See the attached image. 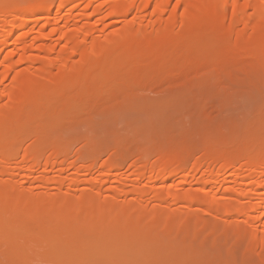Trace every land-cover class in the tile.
<instances>
[{"label": "bare ground", "instance_id": "obj_1", "mask_svg": "<svg viewBox=\"0 0 264 264\" xmlns=\"http://www.w3.org/2000/svg\"><path fill=\"white\" fill-rule=\"evenodd\" d=\"M126 37L128 44L121 50H107ZM238 52L248 53V58L237 56L240 61L236 62ZM245 58L248 69L258 66V71H264V0H0V255L7 260L2 264H37L45 257H50V264H105L115 252H151L148 248L153 249V256L162 257L167 254L166 248L161 249L163 242L145 237L150 224L162 222L164 231L186 238L195 235L190 239L196 240L208 234V226L213 228L210 234L215 233L218 220L213 213L242 215V223L234 224L241 221L238 215L234 226L227 225L231 220L222 226L225 229L220 228L231 235H245L247 243L239 248L248 256L256 255V247L264 248L263 110L260 113L256 108L260 114H252L263 120L260 125L253 118L256 125L248 122L253 128L247 126L243 132L245 126L239 125L240 132L233 128L235 134L223 131L222 126L210 133L211 128L195 123L197 128L191 131L199 139L178 136L163 144L151 138L148 149L141 145L130 149L113 135L121 144L104 140L100 149L92 148L95 142L80 145L73 127L98 114L122 110V104L130 105L131 100L136 103V93H163V87L176 85L174 80L184 79L199 65H214L223 75L225 71L231 74L226 66L241 62L242 71ZM81 68L83 75L71 81L65 77L59 84L69 71ZM217 75L211 76L218 79ZM168 79H174L169 80L172 85ZM37 89L49 92L37 98L32 96ZM170 93L165 98L174 97L172 106L177 107L182 99ZM191 98L195 99L192 109L199 111L200 106L194 107L195 96ZM188 102L182 104L186 107ZM205 104L204 110L211 106ZM179 108L172 109L178 115L186 113ZM210 121L209 127L216 124ZM76 143L70 156L69 149ZM128 156L133 158L123 167ZM190 201L210 203L202 212L206 216L183 210ZM181 202L186 203L176 204ZM19 210L27 216L30 213L32 219L21 220ZM81 213L91 224L69 229L73 220L82 219ZM207 213L215 219H207H212ZM103 215L110 217L106 223L99 222ZM244 253L239 259L243 264H264L262 253L256 261Z\"/></svg>", "mask_w": 264, "mask_h": 264}, {"label": "rangeland", "instance_id": "obj_2", "mask_svg": "<svg viewBox=\"0 0 264 264\" xmlns=\"http://www.w3.org/2000/svg\"><path fill=\"white\" fill-rule=\"evenodd\" d=\"M54 1H56V0H54ZM229 7L230 6L226 7V9H228ZM53 8H57L56 2H54ZM229 10H230V8H229ZM227 13H229V12H227ZM128 41H129V38H127V37L124 38V39L122 38L119 41L117 40V42H115V44H113L112 46H108L107 50L109 52H111V51L115 50V48L117 47L116 49H117V52H118L119 50H121L122 47H124V45L128 44ZM118 48H120V49L118 50ZM164 53H166V52H164ZM247 55H248V53H246V52H238V53L235 54V58H237V56L247 57L248 58ZM247 58H245L244 60H241L242 63L245 62L242 65L244 68L241 66V68L243 69L242 70L243 73H242V71L240 69V66H239V64L241 62L239 64L235 63V62H234L235 64H229V66H233V65L235 66V65L238 64L237 66H235L237 68H233L234 66L233 67H229V68H233L235 71L229 69L226 66L225 70H228V72H230L232 75L231 74H226L227 71L222 72L223 75L219 74V71H218L219 69L217 70L215 67L213 68L214 65H212V64H210V65H212V68H210L211 66L208 67L209 64L208 65H199V66H197L195 68H192L193 70L195 69L194 70L195 74H193V70H191V74L188 75L189 77L187 76L188 78L185 77L182 80L181 79H176L178 83L174 79H168V81L169 80H174V82L173 81H169L168 82L170 85H172L170 82H173V84L175 83L177 86L174 85L172 87H163V89H166V91L168 90L166 93H165V90H163V89L160 90L163 93L157 92V90L154 93H151V92H142V94H140V93L137 94L136 93V98H138V101L135 103L134 102L135 99L131 100L133 102L128 100L132 105L131 104L127 105L126 103L122 104L125 107L122 110L119 109V108H121V107H119V108H117L119 110H115L114 111V109H113V112L108 111V112H111V113H107L106 114V112H104L103 113L104 115L98 114V116H96L98 118L95 117L96 119L95 118H91L89 121L88 120L83 121L85 123H83V122H77L76 123L75 122L76 125L73 126V127L75 128L74 130L77 132V134L80 135L78 137L79 144L80 145L81 144H85L86 142L88 144L89 143L88 141H90V143H89V145H90V144H92L91 142H95L93 144H95L96 146L95 145L93 146V144H92L93 147L92 146L91 147L94 148V149L95 148L96 149L97 148L100 149V143L102 141H104V140H105L104 141L105 144L106 143L107 144L110 143V141H111V143L112 142L118 143L117 141H115V139L117 137L118 141H121V143L123 145L127 144V147H129L130 149H136L135 146L138 147V145L139 146L140 145L143 146V149H144L145 147L147 148L149 146V145H146V143L149 144V142L151 140H153V139L155 141H158V143H161V141L163 143V141L165 142L167 139H171L172 137L173 138H177L178 136H183V137L184 136H188L191 139H199L200 138L199 136H193L192 135V131L195 129L193 127H196L198 125V124H195V123H202L203 124V125L200 124L201 126L198 125L199 127L207 126L206 130L211 128L210 131H209L210 133H213L216 130V128H218L216 131L220 130V128L222 126V130L223 131L225 130V131H227L229 133L232 132V133L235 134L236 131H237V133L240 132L237 129L239 127V125H242L243 127L245 126L244 128L242 127L243 129L241 130V132H243V130L248 126V122L251 125L255 124V122H253V120H256V124H258L259 121L262 122L263 120L262 119L259 120L260 119L259 116L256 118V116H257L256 114L259 115L262 112L261 110L264 111V103L261 104V100H262V102H264V98H263L264 97V95H263L264 94V92H263L264 91V81H263L264 80V74H263V76H260V75H262L261 73H264V71L263 72L258 71V66L255 67L257 69H252V68L248 69V65H247V61H246ZM239 59L240 58H237L236 62H239L240 61ZM241 59H243V58H241ZM244 65H246V66H244ZM246 67H247V69H246ZM222 68H223V66L220 67V69H222ZM212 69H213V71H212ZM238 69L240 70L239 71L240 73H237ZM244 69H246V70H244ZM84 70H85L84 68H81V69H74V70L69 71V73L67 75L62 77L63 79L61 78V82H59L60 79L58 80L59 84L62 83V80L64 82L65 81L64 79H66V78L67 79L69 78L67 81H71L70 79L73 80V78H76L75 76L79 75L80 73H82V75H83L84 72H85ZM214 71L218 72L217 74L219 75V77ZM222 71H224V69H222ZM248 72H252V73L249 74ZM196 74H198V75H196ZM212 74L214 75V77L217 75L218 79L213 78L211 76ZM224 75L226 76V78H225ZM80 77H81V75H80ZM190 77H191L192 80L190 79ZM223 77L225 79H223ZM234 77H236V78H234ZM240 77H242V78H240ZM172 78H174V77H172ZM186 78L188 79V81H184V80H187ZM233 78H234V80H233ZM182 81L185 82V83L187 82L186 83L187 85H184V83ZM200 81H202V83ZM229 81L231 83H229ZM181 82L183 83L184 86L182 85ZM224 83H225V85H224ZM232 83H234V84L232 85ZM169 84H168V86H170ZM55 85H58L57 82H53V86H55ZM227 85H228V87H227ZM260 85H261V87H260ZM181 86L183 87L182 88L183 90H179V89H181ZM178 87H179V89H178ZM168 88H170V89H168ZM255 88H257L256 91H255ZM149 91H151V90H149ZM169 91H171V93ZM180 91H182V92L183 91L184 92L187 91V92H185V93L183 92L185 95H182V92H180ZM189 91H192V93L189 92ZM211 91H212V93H211ZM48 92H49L48 89L47 90L46 89L45 90L44 89H37V90H35L32 93V96L37 97V98H43L42 96L47 95ZM202 92H205L209 97L208 96L206 97V94H204V97L200 98V97H202V95H200V94H202ZM256 92H258V93H256ZM167 93L175 95L177 97V99H182L180 101H183V102L178 101L179 103H181V105H184L182 103L186 104L189 101V100H185V99H190V101H189L190 103L188 102L189 104H187L186 107H185V105L183 106V107H185V109L179 108V105H178L179 103L178 104L176 103L177 107H176V105H175V107H173L172 105L174 104V102H173L174 97L171 98L172 100L170 98L167 99V97L170 96ZM176 93H178V94L176 95ZM190 93L192 94V96H195L196 100L198 101V102L195 103L194 107L197 106V108H198V106H200L199 107V109H200L199 111L200 112L196 111L197 109L196 110L192 109L193 107H191V106L193 105V103H194L193 100H195V99L191 98L192 97L191 95H190L191 97L189 96ZM143 94H145V95L143 96ZM164 94L167 95L166 98H165ZM180 95H182V97ZM184 97H187V98H184ZM204 98L205 99H209L210 102L207 101V100L206 101H202V99H204ZM217 98H219V101H221V102H218ZM227 98H229L230 100L227 99ZM191 100H192V102H191ZM225 100L228 101V102L227 103L224 102ZM167 102L169 104H167ZM175 102H177V100ZM205 103L206 104L209 103L208 105H211V106H207L205 108V110H204V107H205L204 104ZM213 104L215 106H217V104L219 105L217 107V110H219V112H217V110H215V106ZM222 104H224V105H222ZM225 105H226V107H223ZM188 107H191V110H193V111L190 112V108L188 109ZM172 108L173 109H175V108L178 109L179 108L180 113L182 112V110H183V112H186V113L178 115V113H179V112H177L178 110L175 111ZM256 108H257V110L260 109L259 110L260 113H258L257 110L254 111V109H256ZM186 109H188V110H186ZM220 109H224V112H223V110L220 111ZM208 110H210V112H207ZM211 110H212V112H211ZM214 110H215V112H214ZM187 111L190 112V113H187ZM192 112H194V113H192ZM197 112L201 113V116ZM221 112L223 114L226 112L227 114L226 115L224 114V116H226V117H224V116L221 117V115H222ZM112 113H114V114H112ZM253 113L256 116L252 115ZM108 114H111V115H108ZM188 114H189V116L192 115L191 116L192 118L188 119L189 116L188 117L186 116ZM216 114H217L218 117L216 116ZM99 115H101V116L99 117ZM195 115H199L200 117H197V116L195 117ZM213 115H215L216 117L215 116L213 117ZM177 116H180L181 118H179ZM183 116L185 118L186 117L187 118H186V120H182L181 121V119H184V118H182ZM204 116L210 117L212 119H209V118L206 119V117H204ZM260 117L264 118V114H261ZM223 118H226V119L223 120ZM92 119H94V121H92ZM193 119H195L196 122H192V121H194ZM202 119H203V121H202ZM207 120L208 121L209 120H211V121L214 120L212 122L210 121V123L213 124V122H216V124L215 123L213 125L210 124L211 127H209V124H208ZM177 121L181 122L178 125H176L178 127L181 126L180 128H175L176 126H174ZM199 121H201V122H199ZM222 121H225V123L224 122L222 123ZM171 122L175 123V124H172ZM219 123H221V124H219ZM151 124L153 125V127H151L152 126ZM170 124H172V125H170ZM182 124L185 125V126H182ZM144 125H145V127H144ZM154 125H158V128L154 127ZM258 125H260V124H258ZM164 126H166V127H164ZM186 126H191V127L186 128ZM142 127H144V129H142ZM169 127H172V128L174 127L175 129L174 128L172 129V128H169ZM250 127L253 128V126H248L247 129H249ZM151 128H152V131L154 129H156L155 132L154 131L152 132ZM191 128L193 129L192 131H191ZM233 128H235L236 131ZM164 129H165V131H164ZM171 130H172V133L174 134L173 136L171 134ZM212 130H214V131H212ZM108 131H109V133H111L110 136L107 133ZM141 131H144L147 135L144 132H141ZM181 131H185V134H184V132H182L180 134L179 132H181ZM190 131H191V133H190ZM66 132H64V134L68 135L70 132H73V130L68 132V133H66ZM132 132H133V134H132ZM157 133H159V134H157ZM73 134L76 135V133H73ZM166 134H167V136H166ZM168 134H170V135L168 136ZM112 135L116 136V137L113 138ZM69 136H72V134H70ZM130 137H132L131 138L132 140L129 139ZM144 138H146V140ZM127 139H129V140H127ZM135 139H137V140H135ZM85 140H87V141H85ZM147 140H149V142ZM124 141H126V142H124ZM131 142H134V143H131ZM121 143H118V144H121ZM105 144L103 143L104 146H105ZM77 145H78V143H76V145H74V146H71L72 148L70 147V149H69L70 152H71L70 156H72V152H74L76 150ZM101 146H102V144H101ZM103 148H106V147H103ZM102 157H104V154L102 155ZM132 158H133L132 156L131 157L128 156L124 160L125 162H122V164L125 163L123 165V167H125L129 163L128 162V161H130L129 159H132ZM126 162H128V163H126ZM41 188L42 187H40V189ZM40 189L38 188V190H40ZM186 202H183V203L181 202V203H176V204H180V205L184 204L185 205ZM203 202L202 201H200V202H196V201L191 202L190 201V205H188L189 203H187V205H185V208L183 210H186V208H189L188 210L191 211V213H192V211L195 212L194 214H197V212H198V215L201 214V216H203V214H204L203 217H205L206 216V214H205L206 211H205V213H202V212L205 209H207L208 205H211V204L207 203V202H204V203ZM176 204H175V206H176ZM182 207H180V209H182ZM208 207H210V206H208ZM190 209H192V210H190ZM18 214L19 215H17V216L18 217L20 216L21 220H23L25 222L29 221V219L30 220L32 219L31 218L32 215L30 213H27L29 215V216H27V215H25L26 213H23V211L19 210ZM209 214H210V216H212V219L209 218V217H207V219H209L210 221L211 220L213 221V218L215 216V217H217L218 222H220L221 224L218 223V222L215 223V224H217V227L213 226L214 228H216L213 231V232H215L213 234H210V230H213V228H211L212 226H208V230H207L208 234H205V235L201 236L202 238H200V237L197 238L196 237L197 238L196 240H195V237H192L194 239H190L191 236H195V235H191V236L189 235V238H186V237H188V235L187 236L184 235L185 237L182 236V235L176 236V235L171 234L170 232H166V230L164 231V229H166V227H165L164 223H162V222H161L162 224L160 222L159 223H155L154 222L153 223L154 225L150 224L147 227V231L148 232L145 235V237L147 236L149 238V240L152 239V240H155L156 242L157 241L160 242V243L163 242L162 244H165L166 246H164V245H162L160 243L159 244L162 246L161 249H165L166 248L165 251L167 252V254L164 253L165 251H163V253L166 254V255H164L165 257L164 256L157 257V255L153 256V254H155L153 249L152 248H148V249L151 250V252L152 251L153 252L151 253L147 249L135 251V253L137 252V255L135 253H131L132 251L134 252V250H132L131 252L129 251V253L128 252H126V253L115 252V254L112 255L113 259L110 258L111 260H108L107 261L108 263H106V262H104V263L105 264H120V263L121 264H124V263L127 264V263L130 262V264H233V263L234 264H237V263L239 264V262H241L240 264H243L242 260H239V259L244 257V256H241V254L246 252V250L244 248L242 249V247L245 245L243 243H247L248 238L245 235H240V233L237 236V235H231L232 233H229L230 231H227V233H226V230L225 231L221 230V228L225 229L222 226H226V223H227L226 221H228V223H229L232 220L230 222L232 224H230V225L227 224V225L228 226H231V225L234 226L233 225L234 219L235 220H239L242 215H239V214H236V213H231L230 215L229 214H225V213H221V214L213 213V214H215L213 216V215H211V213H207V215H209ZM238 215L240 217H238ZM83 216H84V214L81 213L82 219L84 218L83 221L80 218V216L76 220H73L71 222L72 225H70L69 229L77 230V228H78V230H81L82 228L85 229L84 226L88 227L85 224H88V225L91 224V222H89L91 220L88 219V218H85V216L84 217ZM103 216H105V217H102L101 221H99L101 223H103V222L106 223L105 221H107L111 217L109 213H108V216H110L109 218H108V216L106 217V215H103ZM79 218L81 220H79L78 222H74V221H77ZM242 218H243V216L241 217V219H240L241 221L240 222L238 221L237 223L235 222L234 224L237 225L238 223L239 224L242 223ZM80 221H82V222H80ZM84 221H87V222H84ZM156 222H157V220H156ZM79 223H80V225H79ZM101 223H99V225H101ZM146 223H148V222H146ZM75 226H77V228H74ZM160 226H162V227H160ZM79 227H82V228L79 229ZM226 229L230 230L229 227L226 228ZM231 231H233V230H231ZM221 232H223V233H221ZM234 232H236V231H234ZM198 239H200V240H198ZM228 241H230V243H228ZM199 242H200V244H199ZM226 242H227L228 245H226ZM198 245H200V246H198ZM240 245L242 246L241 248H239ZM225 246H227V247H225ZM145 248H147V247H145ZM256 248L254 249V252H255V250H257L256 252H258L256 255L261 256V254H259V252H260L264 256V248L263 249H259V247L257 249ZM239 249L242 250V251H240ZM169 251H171V252H169ZM227 251H229V252H227ZM141 253H143V254H141ZM244 254H247V252L244 253ZM234 255H236V256L234 257ZM256 255H254V256L252 255V257H251V256H248V254H247L246 257L247 256L250 257V259L248 258V260L256 261L257 260ZM3 256L4 255H0V264L5 263V261L7 262V260H4L6 258L3 259ZM10 256L11 255L7 254V258L9 257L11 259L12 257H10ZM159 258H161V259H159ZM230 258H232V259H230ZM130 259H132V260H130ZM233 259H234V261H233ZM236 259H237V261H236ZM245 259L247 260V258H245ZM262 259H264V258H262ZM105 260H107V259H105ZM125 261H127V262H125ZM37 262H38L37 264H47V263L50 264V263H53V262H51L50 257L49 258L48 257L42 258L41 260H39ZM43 262H45V263H43ZM226 262H228V263H226ZM35 264H36V262H35ZM257 264H261V263H257Z\"/></svg>", "mask_w": 264, "mask_h": 264}]
</instances>
